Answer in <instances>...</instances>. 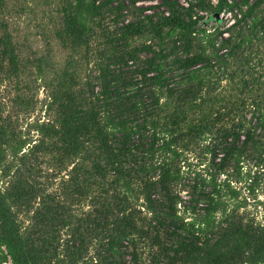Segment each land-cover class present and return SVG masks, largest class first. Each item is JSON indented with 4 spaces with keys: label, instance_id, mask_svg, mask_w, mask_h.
<instances>
[{
    "label": "trees",
    "instance_id": "16d2710c",
    "mask_svg": "<svg viewBox=\"0 0 264 264\" xmlns=\"http://www.w3.org/2000/svg\"><path fill=\"white\" fill-rule=\"evenodd\" d=\"M160 1L59 0L29 52L0 0V264H264V0Z\"/></svg>",
    "mask_w": 264,
    "mask_h": 264
},
{
    "label": "rangeland",
    "instance_id": "374dc122",
    "mask_svg": "<svg viewBox=\"0 0 264 264\" xmlns=\"http://www.w3.org/2000/svg\"><path fill=\"white\" fill-rule=\"evenodd\" d=\"M7 8L5 9L6 13L4 14V20L10 25V30L14 33L16 38L25 43L26 50H38L43 47L42 36L40 32L42 29H51L53 22L58 20L57 17V8L59 7V0H7ZM184 2V1H183ZM129 8L127 10V14H132V11H137L136 8L138 6L142 8L153 7L151 11H146L144 15H154L157 17L161 12L165 11V9L161 6L160 0H137L136 6H133L129 2L127 3ZM236 13V12H235ZM128 19H133L132 17H128ZM233 16H229L228 14L224 17V19L220 20L222 29H226L228 25H230L234 21ZM217 23L212 21L208 28L212 29ZM231 33V32H230ZM228 35H225L227 37ZM221 41V39L219 40ZM57 59L60 61L62 59V55L57 50ZM177 81V79H176ZM39 84V83H38ZM33 94V93H32ZM47 96V92L44 91L43 88H40L36 92L35 101L36 108L35 113L32 115L30 121H34L37 119H41L42 121L45 119V99ZM0 101H4L9 105V97L2 94ZM20 123L25 125L27 122L23 119V116H20ZM25 123V124H24ZM214 145L210 140H206L204 142H200L197 146L193 147L191 150L185 153L183 160L181 162V168L185 172V180L183 183V189L185 191L182 192V196L185 201H189L188 190L190 186L194 185V174L197 172L202 177L206 176V172L204 170L209 167L211 155L208 153L207 146L212 148ZM259 197L257 200L259 202H264V191H258ZM243 195L249 196V192L246 188H243ZM250 205L247 208L250 215L256 216L258 219H262L264 207L257 206L258 201L249 200ZM189 205V203H186Z\"/></svg>",
    "mask_w": 264,
    "mask_h": 264
},
{
    "label": "built area",
    "instance_id": "2783aa9c",
    "mask_svg": "<svg viewBox=\"0 0 264 264\" xmlns=\"http://www.w3.org/2000/svg\"><path fill=\"white\" fill-rule=\"evenodd\" d=\"M180 1H181V3H182L183 5L188 6V4L186 3V0H180ZM183 1H184V2H183ZM212 2H213V4H215V5L218 4V0H212ZM229 3H233V0H229ZM227 14H228L229 16H233V14H232L230 11H228L227 9H225V10L220 14V20L224 19V17H225ZM200 15H202V16H208V13L200 12ZM240 16H241V15H239V17H240ZM233 17H234V16H233ZM234 18H235V17H234ZM235 22H236V18H235L234 21H233L230 25H228L226 28L231 27L232 25L235 24ZM225 35H227V34H225Z\"/></svg>",
    "mask_w": 264,
    "mask_h": 264
},
{
    "label": "water",
    "instance_id": "95a60500",
    "mask_svg": "<svg viewBox=\"0 0 264 264\" xmlns=\"http://www.w3.org/2000/svg\"><path fill=\"white\" fill-rule=\"evenodd\" d=\"M214 21H215L216 23H219V22H220V15H219V14H216V15L214 16ZM208 26H209V24H208Z\"/></svg>",
    "mask_w": 264,
    "mask_h": 264
}]
</instances>
